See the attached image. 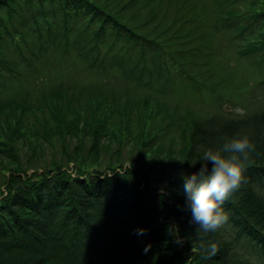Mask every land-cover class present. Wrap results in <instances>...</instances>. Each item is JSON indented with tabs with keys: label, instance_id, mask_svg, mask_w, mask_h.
Segmentation results:
<instances>
[{
	"label": "trees",
	"instance_id": "obj_1",
	"mask_svg": "<svg viewBox=\"0 0 264 264\" xmlns=\"http://www.w3.org/2000/svg\"><path fill=\"white\" fill-rule=\"evenodd\" d=\"M219 33L264 66V0H0V264H260L233 252L226 225L264 252V76L245 115L187 118L166 148L149 127L156 109L126 85L182 74L189 56L214 53ZM75 64L85 84L70 81ZM235 136L254 148L222 205L227 222L202 233L184 207L183 177ZM53 138L59 155L46 161L42 142ZM115 141V158L92 168ZM130 141L184 162L157 177L153 157L122 160Z\"/></svg>",
	"mask_w": 264,
	"mask_h": 264
},
{
	"label": "rangeland",
	"instance_id": "obj_2",
	"mask_svg": "<svg viewBox=\"0 0 264 264\" xmlns=\"http://www.w3.org/2000/svg\"><path fill=\"white\" fill-rule=\"evenodd\" d=\"M214 42L215 44L211 43L214 46V53L204 56V59L189 56V60L183 65L182 74H172L166 80H162L165 77L163 75L162 79H160L161 77L154 79L150 85L151 87L143 84L136 86L132 81L126 83L128 86H132L130 89L131 100L146 99L148 103L146 111H149L150 108L156 109L154 110L156 111L153 115L154 118L148 120V122L151 121L150 129L158 132L157 142L163 148L168 147L170 144L177 145L176 143L179 141L177 125L185 119H192L198 116L207 117L221 113L234 116L237 114L235 110L238 108L245 111V106L250 102L248 98L255 97L257 89L255 85L264 76V66L253 63L250 58L243 57L239 52H235L237 41L232 40L229 36L226 37V35L219 33L215 36ZM183 58L184 56L181 59ZM176 67L179 66L176 65ZM67 69L68 74H71L74 78V80L70 79V81H77L78 84L86 83V75L78 64L69 65ZM64 70L65 67H57L55 72L60 73ZM189 74L194 80L197 79L196 82L188 78ZM53 82H58L57 77H53ZM33 86L40 90V84H34ZM76 88L79 89L80 86L77 85ZM262 99L263 96H260V100ZM260 100L259 102L264 105V100ZM166 110H168L170 116H166ZM141 111H143L142 108L139 113H137L136 109H133L131 119L135 130L138 122L137 118L141 120L142 115L144 117L147 113L144 112L140 115ZM49 140V142H42L43 147H46L44 154L46 161L56 154L59 155L60 149V141L57 138ZM74 143L75 138H72L70 146ZM117 146L115 141L110 145L109 151L101 150L100 165H94L92 168H103L110 159H114L113 150ZM26 148L27 140L22 144L21 154H24ZM120 156L126 163L127 161L132 163L135 160L142 162V160H149L150 157H153L148 167L150 174H156L157 177L161 176L160 169L167 164H169L167 166L169 172H164L165 176L171 175L177 170L178 159L175 158L170 162L164 152L159 153L156 157L151 153L141 154L138 151V145L136 143L133 144L132 141L123 145ZM24 158L25 156H23ZM226 229L228 237L235 241L233 252L240 253L242 258L264 264V252L260 251L253 243L247 241L244 236H239L237 239L235 229L231 226L226 225Z\"/></svg>",
	"mask_w": 264,
	"mask_h": 264
},
{
	"label": "clouds",
	"instance_id": "obj_3",
	"mask_svg": "<svg viewBox=\"0 0 264 264\" xmlns=\"http://www.w3.org/2000/svg\"><path fill=\"white\" fill-rule=\"evenodd\" d=\"M235 111L239 116L245 115L243 109ZM253 148L247 136H235L226 140L218 150L205 149L199 169L183 177L184 207L190 211V223L196 225L200 232L217 231L227 222L222 205L239 190ZM139 231L142 233L144 230ZM149 246L146 245L145 252ZM209 249L205 251L211 256L215 246L209 245Z\"/></svg>",
	"mask_w": 264,
	"mask_h": 264
}]
</instances>
